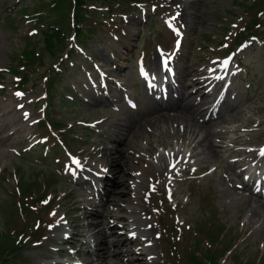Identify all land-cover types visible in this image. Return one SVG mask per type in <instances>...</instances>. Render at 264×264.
<instances>
[{
  "label": "rangeland",
  "instance_id": "374dc122",
  "mask_svg": "<svg viewBox=\"0 0 264 264\" xmlns=\"http://www.w3.org/2000/svg\"><path fill=\"white\" fill-rule=\"evenodd\" d=\"M90 1L97 2H90L97 8H99L97 5L103 2V0ZM110 1L114 13L113 15H108L104 11L100 13L99 18L103 16L109 20L102 26L95 13L84 11L83 3H77L76 0H0V82L4 84L0 87V120L6 123L0 128V132L1 134L11 132L9 140L0 144V239L6 238L17 242V237L20 236H16V233L12 231L25 225L24 236L28 235L37 240L21 249V252L24 249L22 253L24 260H19V264H41L43 258H53L57 261L56 255L66 258L65 255L69 252V250H64L56 254L53 251L55 247L50 245V243H57V241H52V238L59 241L64 232L63 227L65 226L60 224L59 216L65 214L71 227L78 226L75 229L78 235L74 241L76 245H79L84 240H93L90 238L92 227L87 226L86 223H88L87 215L96 211L93 221H99L102 227L107 229L113 227V223H117L115 228L106 231V235L113 234L112 231H115V237L107 236L106 239L107 245L118 244V248L114 246L109 248L111 255L118 252V258L108 257L106 264H145V262L146 264H173L174 262L184 264L186 254L192 251L193 247H197L202 254H212L219 264H264V220L244 227L243 217L248 214V209L241 211L243 202L239 200L243 193H238L239 190L233 186L239 180H224L228 164L222 159L231 151L228 147L227 149L219 148L216 153L200 154L196 157V163L206 169L217 165L216 172L204 177L197 175L193 178L195 180L189 182H182V175L177 176L173 187L177 189V192L174 190L167 204L177 201L179 205L174 215L167 205L166 215L168 220L173 222V219L176 220L182 212L181 216L185 219V224L190 225L189 230L183 225V231L177 229L172 236L168 230H165L166 235L165 232L163 234L172 237V242L168 246L164 236L152 242L156 255L155 259H152L153 262L148 259L144 260V256L123 252L126 249L125 245H121L125 237L123 232L129 233L127 228L136 225L135 222L129 224L127 222L133 218L141 222L142 215L130 214L128 211L135 203L132 198L133 193H131L135 179L134 173L141 169L146 159H151V156L145 152L146 148L152 146L157 153L158 148L161 150L163 146L167 147L165 144L171 145L177 138L170 134L172 129H168L167 123H159L155 128H147L144 119H142L140 127L142 131L139 137L135 138L134 133H131L130 137L121 141H119L121 135H109V132L102 133L100 129H96L97 131L79 129L80 124L77 123L79 120L92 121L102 116L113 118L123 109L116 111L110 100L105 97L104 103L91 105L85 101L87 98L76 96L71 85L86 83L85 76L80 74V66H85L86 61L77 52L62 47V42L68 40L70 35L74 36V41L79 46L85 47L86 54L96 58V61H102L104 68L114 71V76L124 80L127 86L131 87L136 81V63L140 55L145 54L148 64L153 55L158 62L156 45L171 48L173 38L180 37L182 40L183 36L178 32L181 30L184 37L177 65L187 66L181 70L183 83L190 69L203 74L207 65H210L216 57L227 53L225 49L229 45L228 38L233 37L241 28L243 20L248 18V14L243 9L247 5L249 7L254 0H182L183 4L179 3V0H138L140 4L137 0ZM42 3L45 8L54 12L52 18H54L53 24L56 30L52 34L46 31L41 32L40 28L43 25L36 26L38 31L35 25H28L24 22L23 14L32 15V6H41ZM126 4L128 8L123 14ZM164 6L168 9L164 10ZM23 7L28 8L27 12H23ZM143 10L146 12V17L142 22L137 16ZM45 11L42 12L43 24L52 19L51 14ZM177 12L181 14L178 16ZM172 14L177 20V27L169 31L164 25L167 20L172 21L169 17ZM112 20L114 23L109 25ZM260 22V30L263 34H260L258 38L252 37L245 40L244 47H235L230 52L234 57L240 50L237 56L238 63L241 65L235 67V61L232 59V66L235 67L237 73L233 74L229 86L232 88L229 94L239 91V97L233 99L231 105H224V112L218 118L217 124L212 126V131H222L226 128L228 139H233L242 133L238 138L242 143L256 142V139L264 134V123L261 124L264 120V38L261 37L264 35V16L260 18ZM69 24L72 25L70 35H68ZM120 24L121 27L118 28ZM14 26L16 27L13 28ZM128 33H130L129 36ZM71 52L73 55L70 59H65L58 68L52 70V66L58 63L63 55ZM15 55H18L17 59H23L29 65H35L26 72L29 81L24 89L27 94L23 97L14 91V78L10 71L5 70V67H9L10 70L16 69ZM111 57H115V60L108 62ZM47 69H50V74L46 71ZM43 74L50 76L49 79L54 81L51 116L53 121H59L65 126L58 131L59 136L47 127L27 125V122H24L22 111L14 108L18 102L14 97L23 98L27 101V106L23 111L31 109L30 121L41 116L46 92L44 83L48 81V79L42 80L41 75ZM80 87L85 88L84 84ZM68 95L72 97L71 103L67 102ZM142 95H139V106L142 104L146 106L144 109H153V101L146 97V100L142 102ZM33 97L35 100L42 101L36 104ZM59 99H62V102ZM227 107L232 109H227ZM126 117L130 122L137 119L131 118L129 113ZM141 117V114L138 115L139 119ZM257 123H259L258 126ZM70 125L71 128H68ZM244 126L247 127V131L241 132V127ZM236 128L238 131H234ZM138 129L137 127L135 132ZM64 130L66 136L63 138L73 155L81 154L82 160L95 168L104 163L110 167L109 174L112 179L107 180L106 187L103 189V191L112 189L109 198L104 194L99 196L100 200L88 199L89 195L85 192L83 184H75V177L71 179L69 175L72 168L69 166L70 156L66 151H62L63 146L57 142V138L62 137ZM28 134H32V142L39 141V144L42 143V139L49 136L48 146H52L55 153L49 155L46 160H42L39 156L42 152L40 149L31 153L23 152L22 148L27 142L24 137ZM214 136L212 135V139L216 140ZM102 146L106 147L103 156ZM15 149L19 152H15ZM19 180L25 184L36 181L39 185H32V187L37 191L36 193L31 191V193L39 195L40 198L45 197L48 202L50 199L53 201L50 212L52 215H49L50 223L46 225L38 223L37 213L33 210L26 211L27 213L23 211L20 214L19 210L26 203L22 202L25 197H19L17 190L15 197L12 198L19 210L14 209L8 194ZM152 184L154 185L150 188L147 187L145 194L144 190L140 195L142 208L151 212L149 220L154 225V235L157 237L160 229L154 223L158 215L156 208L160 204V198L167 200L166 196H169V192H166L164 182L161 180ZM157 188L162 195L155 191L149 198L148 193ZM225 188L235 190L236 193L230 191L228 195ZM29 199L30 197L27 203ZM117 203H122V206L116 207ZM84 204L86 206L83 209L81 207ZM30 206L38 213L47 210L42 201L37 205L30 204ZM114 215L118 218L114 219ZM10 216L12 217L11 223L7 222ZM214 220L217 221V225L214 224ZM209 221L210 226L209 223L207 224ZM9 224L10 228H8ZM36 227L39 231H35ZM220 227H224L221 239L218 242L209 243L211 238L207 232L216 233ZM199 228H202V231ZM141 233L147 234L145 231ZM101 237L93 234L94 242L98 244ZM31 246L34 247L31 248ZM76 247L72 246L73 251L69 253L75 255ZM230 247L231 249L225 253ZM87 249L93 248L87 244L81 248L83 252ZM92 259L93 257L89 254L86 255L87 262ZM139 260L141 261L136 262ZM89 264H97V262L92 261Z\"/></svg>",
  "mask_w": 264,
  "mask_h": 264
},
{
  "label": "bare ground",
  "instance_id": "6f19581e",
  "mask_svg": "<svg viewBox=\"0 0 264 264\" xmlns=\"http://www.w3.org/2000/svg\"><path fill=\"white\" fill-rule=\"evenodd\" d=\"M179 3L183 4L182 0L178 1ZM150 66L153 69L157 68L155 57L152 56L150 60ZM213 81L204 80H195V81H188L181 85V88H176V95L178 92L180 96L177 99L168 100L165 104L162 100L157 98H152V100L156 101L155 105H153V109L146 108L145 111L142 112L143 117L146 118V126L147 128H155L158 126L159 123H167L168 129H173V134L178 136L179 138L186 139L191 143L190 148V157H194L198 153L208 154L211 152H217L218 148L221 146V140L224 138V132L222 131H212L213 124H217V120L221 117L220 112L212 113L209 111V106L207 105L209 102V98L211 93L215 91V89L206 90V86H210ZM194 84H198V88L195 89L193 92L191 89L188 91V87ZM214 84H217L215 82ZM203 88L204 91L201 90ZM200 96V98H199ZM115 97H117L115 95ZM91 100L89 101L91 104H98L99 99L90 97ZM142 102H144V97L141 98ZM213 111V110H212ZM128 111H122L117 116L108 119L106 122L100 126L102 129H106L108 126L113 127L112 134H119L121 135V140H125V138L130 137L131 133H134V137L137 138L142 131L139 123L137 121L130 122L126 115ZM150 123V124H147ZM3 125L0 122V128ZM138 126L139 129L137 132L136 127ZM157 131V130H156ZM155 131V132H156ZM157 133V132H156ZM212 135L217 136V141L215 142L212 139ZM10 136V135H9ZM8 134H5L3 137L0 136V144H3L7 140H9ZM247 143V141H246ZM146 151L150 154L153 153L154 147L150 146L146 148ZM187 151L184 152L183 148L176 149L172 156L167 158H163V156H159L156 160L154 158L153 161H147L146 164L142 165L141 170L136 174L138 180L135 182L134 186H136L135 193L137 196L134 197V205L135 208H129V213H140V214H147V211L143 210L141 207V197L140 194L142 190H145L147 185L152 182L154 178H161L165 172L167 174H171V178L174 174L171 172L177 166H181L183 164V159L187 156ZM231 154L237 156V159L234 161L229 162L228 168L233 171L235 167L242 165L248 158L255 157L259 155V152L255 147L247 148L244 150H236L233 151ZM184 155V158L181 160L180 156ZM121 162V161H118ZM240 177L239 174H236L234 178ZM228 188L226 189V193L229 195L231 192L236 193V191H231ZM245 192L244 195L240 197V200L243 202V206L241 207V211L244 209H248V214L244 216V226L249 227L256 221H263L264 220V198L260 195L252 191L249 187L248 182L242 181L241 190L238 193ZM96 214L90 213L87 215L88 218V226L92 227V233L95 234L97 237L102 236L98 244H96L95 252L92 253L94 256V261L97 264H106L107 258L113 256V258H118V252L111 255V249L113 246L118 248V244L114 243L111 245H107V236L115 237V231H112L113 234L106 235V231L108 229H113L116 227L114 223L113 227H102V223L99 221H93V216ZM114 218L116 215L113 216ZM263 223V222H262ZM262 223L260 225H262ZM148 221L143 220L140 225L133 226L130 228L133 234L126 235L124 239L121 241V245H125L126 249L123 250L125 253L135 254V250L132 247L134 244L139 243L137 230L141 228H148ZM135 234V235H134ZM150 240V237H143V242L148 245L147 241ZM94 247L95 244L91 243ZM148 252V249H146ZM122 255V254H121ZM151 256L150 254L148 255ZM152 257V256H151ZM93 260H90L88 263H91ZM136 261V262H140Z\"/></svg>",
  "mask_w": 264,
  "mask_h": 264
},
{
  "label": "snow or ice",
  "instance_id": "6c2138e0",
  "mask_svg": "<svg viewBox=\"0 0 264 264\" xmlns=\"http://www.w3.org/2000/svg\"><path fill=\"white\" fill-rule=\"evenodd\" d=\"M173 19H175V18H173ZM166 63V62H165ZM227 64V61H225V65ZM17 95H23L22 93H17ZM21 107H22V105H21ZM27 113H25V116L27 117ZM75 163H77V165L79 166V161H74Z\"/></svg>",
  "mask_w": 264,
  "mask_h": 264
},
{
  "label": "trees",
  "instance_id": "16d2710c",
  "mask_svg": "<svg viewBox=\"0 0 264 264\" xmlns=\"http://www.w3.org/2000/svg\"><path fill=\"white\" fill-rule=\"evenodd\" d=\"M77 3H81V0H76ZM255 22V21H254ZM4 260L2 258H0V264H4Z\"/></svg>",
  "mask_w": 264,
  "mask_h": 264
}]
</instances>
